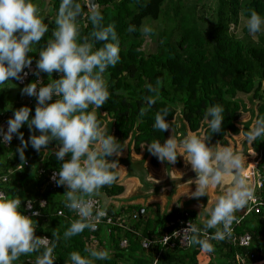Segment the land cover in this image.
Here are the masks:
<instances>
[{
	"label": "trees",
	"instance_id": "16d2710c",
	"mask_svg": "<svg viewBox=\"0 0 264 264\" xmlns=\"http://www.w3.org/2000/svg\"><path fill=\"white\" fill-rule=\"evenodd\" d=\"M215 1L212 25L205 29L198 26L193 8L182 11L178 0H96L104 17L103 25L114 24L120 41L121 62L114 68L110 67L106 73L112 95L106 104L97 110L98 119L102 124H106L108 132L116 137L118 143L124 145V141L128 139L134 151H138L140 145L147 146L153 140H160L163 143L167 131L154 130L153 124L156 112L164 107L170 108V113L165 119L170 124L172 121L171 128L178 122L182 128H187L191 132L200 129L204 133L208 131L206 109L220 104L225 109L222 130L219 133H212L209 143L227 146L226 137L239 132L236 123L241 111L245 109L242 99L237 96L238 93L245 94L247 101L252 104L255 102L253 107L255 111L253 112L252 107L249 108L254 121L264 117V40L263 44L242 45L229 29L231 25L238 24L240 16L247 22L249 10L252 9L264 18V0ZM33 2L40 6L42 15L46 17L45 23L49 24V32L36 45L37 51L29 54L36 65L39 49L45 46L52 29L55 28L54 21L61 0H33ZM44 6L47 7L44 9L45 13H43ZM145 17L155 22L157 29L160 23L168 24L166 30L158 29L159 43L155 52L151 53L142 51L144 41L140 26ZM78 19L81 34L90 33L92 25L86 16ZM246 22L242 27L245 34L249 32ZM130 24L136 27V31H127ZM101 46L102 42L96 44V47ZM60 75L54 72L52 79H58ZM39 76L44 84L48 82L46 73L41 72ZM157 78L163 81L162 100L141 117L139 116V109L143 106L141 98L151 95L145 85L155 86ZM33 81L35 78L31 77L22 85L18 84L17 80L0 85V117L8 114V118H12L14 111L22 106L31 109L30 118L34 116L36 107L34 100L28 102L27 95L21 94V89ZM19 131L24 134L25 141L31 134H40L35 129L30 132L27 124ZM20 144V140L14 134L10 144L0 145V175L10 171L7 173V182H0V190L21 196L22 211L25 201H32V208L39 211V215L33 217L38 222L36 235L51 238L52 231H58L62 237L71 221L78 217L64 206L63 193L66 187L52 188L47 184L50 171L58 172L63 163L54 155L58 144L52 141L40 152L35 151L29 144L25 149L27 165H23L16 152ZM250 147L259 155L255 167L264 178V140L253 142ZM65 159H70V154ZM113 160L119 161L116 158ZM149 160L151 165H156L154 156L151 155ZM16 165L20 167L16 168ZM175 166H180L179 158ZM122 190V185L116 181L110 187L101 188L96 199L102 206L101 197L115 196ZM261 195L264 196V186ZM41 199L45 203L42 207L38 205ZM105 206L108 214L114 217L122 216L127 208L130 209L127 216L135 217L131 218V223L128 225L127 221L121 222L126 217L122 216L124 218L120 217L119 224L100 223L94 232L85 229L83 233L66 242L62 239L55 249L54 254L57 259L54 264H71L69 253L72 251L87 255L84 248L88 247L87 243L91 237L96 240L94 247L108 248L111 251L109 260H97L95 264H197L199 245L181 247L175 242L170 247L158 241V237L163 232L174 228L167 224L180 214L178 209L158 212L156 208L153 216L147 218L145 208L138 214L137 210L141 208L138 205H130L126 209ZM57 210H61L62 214L56 215ZM188 212L194 222V212L191 210ZM194 223L202 227L203 221ZM234 229L237 234L244 231L250 234L249 246L242 248L228 244L226 241H211L215 245V251L210 253L207 264H236L234 254L246 252L252 255L251 258L246 259V264L264 259V206L258 213L251 211L243 216L240 224ZM214 231L215 229L209 230L210 233ZM143 237L155 238L147 249L140 245V239ZM121 239L126 241L124 246L119 244ZM36 255L34 253L21 256L15 264H29L35 261Z\"/></svg>",
	"mask_w": 264,
	"mask_h": 264
},
{
	"label": "clouds",
	"instance_id": "9594fccd",
	"mask_svg": "<svg viewBox=\"0 0 264 264\" xmlns=\"http://www.w3.org/2000/svg\"><path fill=\"white\" fill-rule=\"evenodd\" d=\"M249 11L246 27L250 34L255 35L264 30V18L254 9ZM81 16H86L92 25V31L87 35L81 34L78 19ZM45 18L33 0H0V85L11 80L22 81L28 75L24 69L31 68L33 62L29 54L37 51L36 45L49 32ZM103 19L96 0H61L55 28L45 46L39 49L34 72L37 77L41 72L46 73L48 82L44 84L37 79L21 89L22 95L36 98L34 116L30 118L31 109L22 106L8 119L6 131L0 127V143L10 144L14 134L20 140L16 152L22 163L26 162L25 149L29 144L40 152L52 141L57 142L58 149L54 155L63 163L51 179L57 186L66 187L64 206L78 218L71 221L62 237L58 231H52L51 238L38 236V222L33 217L39 212L24 214L21 196L0 191V264H15L21 256L34 253L37 254L35 264H54L57 259L55 249L62 239L66 242L85 229L96 231L108 214L106 206H101L96 197L101 188L110 187L118 180L119 170L123 167L119 166L118 160L110 161L108 158L113 155L119 157L125 146L118 143L115 136L107 134L97 117V110L112 95L107 70L121 62L115 25L109 23L104 26ZM127 31L134 32L136 27L130 24ZM141 31L145 36L154 33L148 25H143ZM98 42H102L101 47H96ZM54 72L61 74L58 79H52ZM162 85L160 78H157L155 86L145 85L151 95L142 96L139 116L143 117L162 100ZM53 97H56L55 101L50 102ZM169 113V107L156 112L154 130H169L172 122L170 124L165 119ZM224 113L225 109L220 104L209 106L205 112L208 131L200 135L189 132L182 139L171 135L163 143L153 140L147 144V151L161 162L175 164L178 156H183L186 164L191 165L196 174L195 180H191V184H195V190L189 195L191 198L199 200L207 197L210 189L224 186L223 194L216 196L213 206L199 205L210 217L203 221L202 227L188 221L182 230L174 231L171 237L165 236V244L173 237L182 236L180 243L188 247L199 245L202 253H213L215 245L211 241L231 239L233 225L242 219L236 214L246 208L251 212L253 209L249 205L258 203L254 184L245 171V155L232 147L209 143L212 133L221 132ZM25 124L30 132L35 129L40 134H31L25 141L24 134L19 131ZM245 139L249 145L264 140V117L254 121L245 133ZM69 154L70 159H65ZM248 154L255 156V149ZM3 179L7 182L8 177ZM44 204L41 202L40 206ZM27 207L31 209V200ZM210 229L215 231L210 233ZM149 243L146 240L144 246ZM84 252L87 255H81L79 251L70 252L71 264H95L97 260L111 258L108 248L89 246L84 248Z\"/></svg>",
	"mask_w": 264,
	"mask_h": 264
},
{
	"label": "crops",
	"instance_id": "0c3cea01",
	"mask_svg": "<svg viewBox=\"0 0 264 264\" xmlns=\"http://www.w3.org/2000/svg\"><path fill=\"white\" fill-rule=\"evenodd\" d=\"M249 108H251V105H245L244 110L250 113ZM242 121H245V123H242ZM242 121L238 124L240 126L238 128L239 132L236 135L226 137L227 147H232L247 156L252 149L245 139V133L252 127L254 119L250 115L248 119ZM103 125L107 134H110L106 124L103 123ZM180 125L177 122L174 127H170L167 131L166 139L171 135L180 139L179 137H184L191 132ZM195 133L200 135L202 131L198 129ZM124 146L119 157L113 155L109 159L110 161L113 158L119 159V166L123 167L119 170V178L117 180V183L122 185L123 190L115 196L101 197V200H103L102 206L109 205L113 209H126L130 205H138L141 207V212L145 208V216L147 218H151L152 214L156 212V208L158 212H168L171 209L191 210L195 214L194 222L210 218L199 205L203 204L205 207L213 205L216 196L223 194L224 186L210 189L207 197H201L199 200L191 198L189 196L190 192L195 190V184H191V180H195L196 174L192 171L191 165L186 164L183 156H178L180 160L179 167L175 166V164L170 165L167 161L161 162L156 157V165L153 166L149 160L151 154L147 151V146L143 147V145H140L138 151H134L132 143L128 139L124 141ZM214 146L219 145L214 144ZM129 213L130 209L127 208L122 216L127 217ZM210 256L211 254L202 253L200 250L197 255V264H207ZM262 262H264V259L251 264H260ZM243 264L246 263L243 262Z\"/></svg>",
	"mask_w": 264,
	"mask_h": 264
},
{
	"label": "built area",
	"instance_id": "2783aa9c",
	"mask_svg": "<svg viewBox=\"0 0 264 264\" xmlns=\"http://www.w3.org/2000/svg\"><path fill=\"white\" fill-rule=\"evenodd\" d=\"M35 70H36V65H35V63L32 62L31 68L24 69V71L27 72L28 75L26 77H24L22 81H17V83L20 84V85H22V84H24L31 77H34L35 80L40 79V76L37 77L36 75H34ZM39 86L40 85H38L37 87L39 88ZM26 99H27L28 102L31 99H33L34 100V103L37 104V101H36V98L35 97H29V96H27ZM55 99H56V97H53L52 101H54ZM52 101H50V102H52ZM8 119H9L8 118V114L5 115V116L0 117V127H2L4 129V131L7 130V121H8ZM0 139H2V137H0ZM0 145L7 146L8 144L0 143ZM255 156H256V158H258L257 159V161H258L259 160V155L256 154ZM23 165H27V162H23ZM15 167L16 168H19L20 166L19 165H16ZM9 172L10 171H8L7 173H9ZM7 173H4L3 175H0V182H4L3 177L7 176ZM53 173H57V172L56 171H50L49 176H48V179H47V184L50 187H52V188H54V187L57 186V184L55 183V181L51 179V177L53 176ZM257 173H258V171L256 172V175H257ZM251 176L253 177V170H252V168L250 169V174H249V178L250 179H251ZM252 182L254 184V188H255V191H256L255 192V196L257 198L258 203L255 204V205H249V206L252 207V209H253L252 212L258 213L260 211V208L264 206V196L261 195L262 194V189H263V186H264V178L261 175H257V177L254 178L252 180ZM0 191H2V190H0ZM28 201L29 200H26L25 203H24V207H23L24 208L23 209L24 214L31 215V213L33 211L39 212L37 209L34 210L32 207H31V209H28V207H27ZM41 202H44V200L41 199V200L38 201V203H39L38 205L39 206H40ZM179 212H180V214L177 215L174 220L170 221L167 224V226H173L174 228L172 230H170V231L163 232L161 234V236L158 237V241L162 245L170 246L171 247L176 242L181 247H187L184 243H180V241L182 239V236L173 237V238L169 239V241H168L167 244L164 243V237L165 236L171 237V235H172V233L174 231L182 230L184 227L187 226V222L188 221H191L192 223H194L193 220L191 219V217L189 216L188 209H180ZM247 213H250V212H248L247 211V208H246L243 212H241V214H238L237 213L236 215L238 217H243ZM61 214H62V211L61 210H57L56 211V215H61ZM133 217H135V216L134 215H130V217L127 216V219H123L122 218L123 220H121L120 219V216H115L114 217L113 215L107 214V216L105 218H103V220L101 221V223H104L106 225L107 224H109V225L119 224L120 220H121V222L122 221L125 222L127 220H131V218H133ZM239 224H234L233 225V237L231 239H229V240H226V242L228 244H231V245H234V246H237V247L245 248V247H248L249 246V243H250V239L249 238H251V236H250V234L247 231H244L242 233H238L237 234L235 232V229L234 228L237 227ZM40 236H44V235H40ZM146 240L152 242L153 240H155V238L154 239H149V238H145V237L141 238L140 239V245L144 249H147L148 246H149V244H150L149 243L148 246L145 247L144 245H145ZM125 243H126L125 239H121L119 244H120V246H124ZM95 244H96V240L94 239V237H91L90 240L87 243V246L88 247L89 246L94 247ZM251 256H252L251 253H248V252H246L244 254L243 253H235L234 254V258H235L236 264H243V262H246V259L247 258H251ZM29 264H35V261H31ZM65 264H69V263H65ZM249 264H251V263H249Z\"/></svg>",
	"mask_w": 264,
	"mask_h": 264
},
{
	"label": "rangeland",
	"instance_id": "374dc122",
	"mask_svg": "<svg viewBox=\"0 0 264 264\" xmlns=\"http://www.w3.org/2000/svg\"><path fill=\"white\" fill-rule=\"evenodd\" d=\"M171 1H173V0H171ZM178 3L180 5V8L182 11H189V9L193 8L194 17H195L196 22L200 28L208 29L212 25L213 10H214L215 3H216L215 0H178ZM46 8H47L46 6L43 7V13H45L44 11H46V10H44V9H46ZM245 22H246V20L243 19L242 16H240L238 24L235 26H232V25L230 26V28H229L230 32L235 35V38H237L241 42L242 45L256 44V43L263 44L264 30H262L259 33H256L255 35H252L249 32L245 34L242 30V27L245 24ZM143 25L150 26L154 30V33L151 34L150 36H145L143 34V32L141 31V28ZM156 25L157 24L155 22L151 21L148 17H145L142 21V24L140 26V32H141V37H143V41H144L142 44V49H143L142 51L144 53L155 52L157 43H159L158 41L160 39V36L157 34L158 29L165 28V30H166V28L168 26V24L160 23V25L157 29ZM237 96L242 99L243 103L246 106L251 105L252 108L254 107L255 102H254V104H252V102L247 101V96L245 94L238 93ZM244 111L245 110L241 111V115L237 120L238 122L236 123V125L238 128L240 127L238 125L239 122L241 123L242 120L248 119L250 116L249 115L250 113L248 111H245V112ZM254 111L255 110L253 108V112ZM242 123H245V121H242ZM179 138L182 139L183 137H179ZM248 156L249 155H247V156L245 155V157H246L245 170L247 168H249V169L252 168V170H253V177L251 176V181H252L254 178L257 177V175H260L261 173L259 172V170L256 169L255 166L253 167V166L249 165V163L254 165L258 158H256V156H252V155H250V157H248ZM257 171H258V173L256 175ZM152 216H153V214H152ZM120 217H122V216H120ZM122 218H124V217H122ZM124 219H127V217H125ZM130 223H131V221L127 220L126 224L128 225Z\"/></svg>",
	"mask_w": 264,
	"mask_h": 264
},
{
	"label": "water",
	"instance_id": "95a60500",
	"mask_svg": "<svg viewBox=\"0 0 264 264\" xmlns=\"http://www.w3.org/2000/svg\"><path fill=\"white\" fill-rule=\"evenodd\" d=\"M137 212H138V214L141 212V208H139L138 210H137ZM239 214H241V212H238Z\"/></svg>",
	"mask_w": 264,
	"mask_h": 264
},
{
	"label": "bare ground",
	"instance_id": "6f19581e",
	"mask_svg": "<svg viewBox=\"0 0 264 264\" xmlns=\"http://www.w3.org/2000/svg\"><path fill=\"white\" fill-rule=\"evenodd\" d=\"M245 171H246L248 174H250V169H249V168H247Z\"/></svg>",
	"mask_w": 264,
	"mask_h": 264
}]
</instances>
